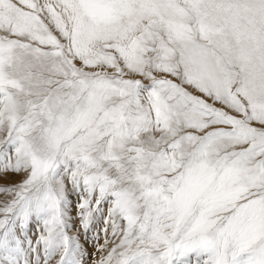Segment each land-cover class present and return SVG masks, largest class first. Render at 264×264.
Segmentation results:
<instances>
[{
    "label": "snow or ice",
    "instance_id": "snow-or-ice-1",
    "mask_svg": "<svg viewBox=\"0 0 264 264\" xmlns=\"http://www.w3.org/2000/svg\"><path fill=\"white\" fill-rule=\"evenodd\" d=\"M0 264H264V0H0Z\"/></svg>",
    "mask_w": 264,
    "mask_h": 264
},
{
    "label": "rangeland",
    "instance_id": "rangeland-1",
    "mask_svg": "<svg viewBox=\"0 0 264 264\" xmlns=\"http://www.w3.org/2000/svg\"><path fill=\"white\" fill-rule=\"evenodd\" d=\"M74 211H75V210H73V214H74ZM90 251H91V250H90Z\"/></svg>",
    "mask_w": 264,
    "mask_h": 264
}]
</instances>
